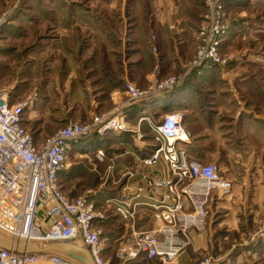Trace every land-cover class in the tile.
Masks as SVG:
<instances>
[{
	"label": "rangeland",
	"instance_id": "374dc122",
	"mask_svg": "<svg viewBox=\"0 0 264 264\" xmlns=\"http://www.w3.org/2000/svg\"><path fill=\"white\" fill-rule=\"evenodd\" d=\"M55 1L68 4L78 2L84 10L90 7V11L85 12V15H92L90 0H0V48L9 44L6 50L9 58L0 61V71L11 72V76L7 74L6 79L0 78L4 84L0 92L7 93L11 103L24 104L25 116H32L28 128L34 132L39 143L42 141L38 138H47L52 134L53 128L63 127L74 121H87L94 113L110 114L116 112L119 106L114 100L120 95L118 92L101 95L105 104L101 109L96 106L97 95L93 93L90 71L91 55L83 62H67L62 59L59 48L55 47L59 42L58 36L48 28L50 22L53 25L57 23H53L54 20L48 18L49 13L44 12L47 10L44 6L56 3ZM203 3V12L196 30L195 53L184 72L163 75L157 63L154 79L145 86H140L129 78L124 80L122 93L126 97V103L122 111L126 121H130L128 110L136 104L145 102L143 106L148 112L141 117L142 121L135 120L136 123H131L132 131L124 133H142L144 136L140 139L154 141L151 126L162 122L165 115L177 112L167 113L161 109L158 112L155 108L147 109L145 105L152 106V102L161 103L162 100L157 101V97L176 90L192 73H196L203 80L199 83L204 86L202 98L204 97L205 101L214 96L218 102L234 103L232 109L221 111L234 113L233 116H237L239 121L253 118L254 122L259 121L260 124H254L256 127L248 130V140L244 141L219 138L215 140L214 137L208 136L206 140L204 124L196 125V133L199 136L191 139L193 134L185 126L184 115L178 113L182 116V125L187 135L184 149L189 155V161L201 164L217 163L221 174L232 181L233 188L220 199L221 201L214 198L206 227L193 232L199 236L198 242L194 240V234L193 237L191 235L190 245L170 262L155 259L148 263L135 264H264V0H203ZM70 12L69 9L65 19L70 20L73 17ZM101 16L107 21L106 11ZM233 26L237 27L232 28ZM150 38L149 49L158 56L156 35L152 34ZM89 42L90 37L84 35L79 48L86 51L90 47L87 46ZM124 56L125 52L118 49L115 57L122 66ZM19 68L21 74L27 75V78L21 91L13 96L10 84L16 78L13 77V72H18ZM120 69L117 62L116 70ZM68 70H72V74L78 77L75 79L76 83H71L72 77L67 76L70 73ZM128 83H132L139 92L145 94L142 100H131L125 89ZM72 87H77L81 93L73 96L69 91ZM45 104L50 106L53 113L56 112L55 114L66 119L58 117L60 121L53 124V119L49 116L45 118V122L49 123L44 124L43 114L36 115L32 111ZM66 115L70 117H65ZM238 125L240 126V123ZM108 133L114 134L113 136L124 134ZM159 147L160 144L154 141L153 149ZM151 165L160 168V172H157L159 175L154 176L155 171L149 170L143 174L144 183L140 187H134L133 193L130 194L129 190H126L119 199L100 207L95 204L105 213L104 217L96 222L102 231V237L108 233L113 234L119 239L118 247L121 241L127 240L134 231H148L156 226L154 211L148 213L150 215L147 217V223L153 219L148 226L145 225V217L137 210V205L133 217L126 218L115 211V206L134 202L142 197L141 194H146L147 198H161L165 195L166 187L160 183L165 182L169 175L167 161L163 159ZM120 184L123 185L124 181ZM146 204L153 209L152 204ZM125 232L126 237L121 239ZM76 258L75 264H86L83 258ZM34 264L55 263L50 259L40 258Z\"/></svg>",
	"mask_w": 264,
	"mask_h": 264
},
{
	"label": "crops",
	"instance_id": "0c3cea01",
	"mask_svg": "<svg viewBox=\"0 0 264 264\" xmlns=\"http://www.w3.org/2000/svg\"><path fill=\"white\" fill-rule=\"evenodd\" d=\"M90 2L92 15L89 17L85 15V12L88 13L90 7H87L89 10H84L78 2L70 4L53 2L49 6H44L47 9L44 12L49 13L48 18L53 19V23H57V25H53L50 22L48 28L58 36L59 42L55 47L59 48L62 59L67 62H83L91 55L92 88L93 93L97 95L95 104L100 109L105 104L101 95L117 92L120 95L115 97L116 102H114L124 107L126 103V97L122 93L124 80L129 78L134 83L145 86L154 79V69L157 63L163 75L184 72L187 63L195 53L196 30L203 12V0H90ZM69 9L73 16L70 20L65 19ZM105 11L107 12V21H104L101 16ZM152 34L156 35L155 44L159 50L158 56L149 49ZM84 35L90 37V42L87 45L90 47L86 51L79 48L84 40ZM8 45L1 46L0 61L9 58V53L6 52ZM50 45L53 44L50 43ZM83 45L85 46V44ZM118 49L125 52L124 66L115 57ZM117 62L121 67L119 71L116 70ZM68 71L70 73L67 76L72 77L71 83H76L75 79L78 77L72 74V70ZM7 74L11 76V72L3 73L1 70L0 78L6 79ZM13 77L16 78L11 81L10 87L14 96L21 91L27 75H22L21 68H19L18 72H13ZM3 80H0V90L4 85ZM201 81L203 80L196 73H192L176 90L168 95L157 97L156 100H162L161 103L154 104L152 102V106L146 103L145 107H148L147 109L155 108L158 112L161 109L167 113H183L185 126L193 134L191 139L199 136L196 133L198 131L196 125L204 124L205 139L208 136L214 137L215 140L217 138L232 141L248 140L246 133L250 128L256 127L254 124L258 125L260 122H254L253 118L239 121L237 116H233L234 113H226L228 109H232L234 103L218 102L214 96H210L209 100L205 101L204 97L202 98L205 89L199 83ZM69 91L73 96L81 93L77 87H72ZM143 103L136 104L128 110L131 117H129L130 123L141 121V117L148 113L145 111ZM223 109L226 111H221ZM32 112L36 115L43 114L44 124L49 123L45 122V118L49 116L53 119V124L59 122L58 117L62 116L55 114L56 112L53 113L50 106L46 104ZM93 115L95 113L89 117ZM67 116L70 117V115L65 117ZM31 119L32 116L28 118L25 116L27 127ZM62 119L66 118L62 116ZM60 127L53 128L52 134ZM145 129L148 128H143V130ZM137 133L130 132V134L124 133L115 136L112 133L105 136L92 135L72 144L66 165L59 173L63 192L69 197L84 196L100 207L107 202L119 199L126 190H129L130 194L133 193L134 187L138 185L140 187L144 183L143 174L148 173L149 170L156 172H154V176L159 175L157 172H160V168L145 164V160L154 150V141L142 140ZM45 138V136H40L38 139L44 141ZM121 181H124L123 185L120 184ZM141 196L140 199H135V202L139 203L137 210H140V214L145 217L144 222L148 226L153 221L151 218V221L149 220L147 223V217L150 215L148 213H153L154 210L150 205L146 206V203L154 204L159 198H147L146 194H141ZM214 201L211 205L214 204ZM193 232L191 233L192 237ZM125 235H127L126 232L122 234L121 239L126 237ZM194 240L198 242L199 236L194 234ZM79 242L77 241L75 244L82 245ZM118 242L119 239L115 238L113 234L108 233L103 237L105 257L111 264L117 263ZM139 262L148 263V261L142 260L134 262V264Z\"/></svg>",
	"mask_w": 264,
	"mask_h": 264
},
{
	"label": "built area",
	"instance_id": "2783aa9c",
	"mask_svg": "<svg viewBox=\"0 0 264 264\" xmlns=\"http://www.w3.org/2000/svg\"><path fill=\"white\" fill-rule=\"evenodd\" d=\"M125 89L134 102L145 96L132 83ZM122 110L119 105L116 112L70 122L39 143L25 125L24 104L11 103L9 95L0 92V230L12 240L26 243L80 241L95 264H111L105 257L102 231L96 224L105 213L84 196H67L59 173L72 144L92 135L132 131ZM151 131L160 147L145 164L167 161L169 175L160 183L166 192L152 204L156 226L134 231L121 241L116 264L155 259L170 262L177 258L190 245L192 231L206 227L214 198L220 200L233 188L217 163L189 161L180 114L165 115L162 122L151 126ZM136 205L139 203L135 201L119 204L115 211L126 218L133 217ZM40 258L55 264L68 263L57 253H23L0 245V264H34Z\"/></svg>",
	"mask_w": 264,
	"mask_h": 264
},
{
	"label": "water",
	"instance_id": "95a60500",
	"mask_svg": "<svg viewBox=\"0 0 264 264\" xmlns=\"http://www.w3.org/2000/svg\"><path fill=\"white\" fill-rule=\"evenodd\" d=\"M0 245L10 250H15L23 253H54L55 251H72L79 250L86 257L84 260L86 264H95L89 251L82 247L71 243H53V242H36L26 243L17 242L0 235Z\"/></svg>",
	"mask_w": 264,
	"mask_h": 264
},
{
	"label": "bare ground",
	"instance_id": "6f19581e",
	"mask_svg": "<svg viewBox=\"0 0 264 264\" xmlns=\"http://www.w3.org/2000/svg\"><path fill=\"white\" fill-rule=\"evenodd\" d=\"M122 106V105H121ZM123 107V106H122ZM183 139H186L185 136L182 137ZM0 235L3 236V237H6L8 239H11L9 235H7L6 233H4L3 231L0 230ZM17 242H20L22 243V241H17ZM77 246H80L78 244H75ZM54 253H57V254H61L65 257H68L69 259H67L68 263H65V264H75L74 262H77V258L76 257H79V258H83L85 259L86 257L84 256V254H82V252H80L79 250H72V251H55ZM76 258V259H74Z\"/></svg>",
	"mask_w": 264,
	"mask_h": 264
}]
</instances>
